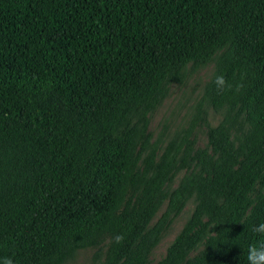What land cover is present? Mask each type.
I'll use <instances>...</instances> for the list:
<instances>
[{
    "label": "trees",
    "instance_id": "trees-1",
    "mask_svg": "<svg viewBox=\"0 0 264 264\" xmlns=\"http://www.w3.org/2000/svg\"><path fill=\"white\" fill-rule=\"evenodd\" d=\"M208 65L188 121L153 140L148 116ZM261 223L264 0H0V261L248 264Z\"/></svg>",
    "mask_w": 264,
    "mask_h": 264
},
{
    "label": "rangeland",
    "instance_id": "rangeland-1",
    "mask_svg": "<svg viewBox=\"0 0 264 264\" xmlns=\"http://www.w3.org/2000/svg\"><path fill=\"white\" fill-rule=\"evenodd\" d=\"M212 65H208L196 73L188 74L181 84H172L168 94L155 110L148 116L147 130L151 133L152 139H160L166 143L175 132H177L190 118L193 106L200 98L203 85L208 80ZM221 115L211 108L205 109L204 119L209 126H214L220 120ZM205 128L199 125L195 131L196 145L203 146L205 143ZM181 173L173 179L170 187H174ZM193 207V200H188L177 216L172 218L158 244L152 249L148 256L151 263L157 262L164 256L165 250L175 235L181 229L184 221L189 216ZM157 212L155 218L160 214ZM96 253L94 249L81 250L68 262V264H92Z\"/></svg>",
    "mask_w": 264,
    "mask_h": 264
},
{
    "label": "clouds",
    "instance_id": "clouds-1",
    "mask_svg": "<svg viewBox=\"0 0 264 264\" xmlns=\"http://www.w3.org/2000/svg\"><path fill=\"white\" fill-rule=\"evenodd\" d=\"M213 84L217 90H224L226 87H231L230 85H227V82L222 75L216 76L213 80ZM253 231L259 234H264V223L257 225ZM116 239L119 242L121 237H117ZM247 262L248 264H264V247L257 248L255 245H250L248 248ZM0 264H13V261L11 258L5 257L0 261Z\"/></svg>",
    "mask_w": 264,
    "mask_h": 264
}]
</instances>
